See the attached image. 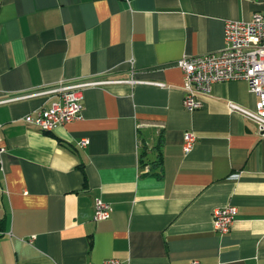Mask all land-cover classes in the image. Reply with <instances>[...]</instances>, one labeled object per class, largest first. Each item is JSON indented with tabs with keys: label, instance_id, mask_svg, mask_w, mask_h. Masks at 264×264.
Segmentation results:
<instances>
[{
	"label": "crops",
	"instance_id": "0c3cea01",
	"mask_svg": "<svg viewBox=\"0 0 264 264\" xmlns=\"http://www.w3.org/2000/svg\"><path fill=\"white\" fill-rule=\"evenodd\" d=\"M264 0H0V100L85 79L81 117L23 120L58 97L0 105V264H264V136L244 81L184 108L178 62L225 49ZM198 142L184 152V135ZM87 139V148L78 143ZM160 158L162 164H160ZM112 207L94 219L95 204ZM236 206L231 231L214 214Z\"/></svg>",
	"mask_w": 264,
	"mask_h": 264
},
{
	"label": "built area",
	"instance_id": "2783aa9c",
	"mask_svg": "<svg viewBox=\"0 0 264 264\" xmlns=\"http://www.w3.org/2000/svg\"><path fill=\"white\" fill-rule=\"evenodd\" d=\"M225 49L221 52L201 56H185L178 62L184 72V108L193 113L202 107L201 96L209 95L215 84L231 81H244L250 91L258 97L256 110L249 111L235 104H229L231 111L244 114L254 121L259 133L264 136V10L256 12L247 22L227 20L225 24ZM148 83L164 87L162 83L140 82L131 80H96L85 79L76 82L62 81L56 86L33 94L10 96L0 100V105L18 102L34 97L57 96L49 109L39 110L27 115L23 120L44 133H53L58 127L81 117L85 91L91 87L107 84H143ZM198 142L191 131L184 135V152L191 153ZM89 140H81L80 148H87ZM4 150H0L2 154ZM237 213L236 206H227L214 214V228L220 234L231 231L232 222ZM112 207L97 200L94 219L106 221L111 218ZM105 264H126L118 259H110ZM194 264H200L194 262Z\"/></svg>",
	"mask_w": 264,
	"mask_h": 264
},
{
	"label": "trees",
	"instance_id": "16d2710c",
	"mask_svg": "<svg viewBox=\"0 0 264 264\" xmlns=\"http://www.w3.org/2000/svg\"><path fill=\"white\" fill-rule=\"evenodd\" d=\"M160 164H162V160H161V158H160Z\"/></svg>",
	"mask_w": 264,
	"mask_h": 264
}]
</instances>
